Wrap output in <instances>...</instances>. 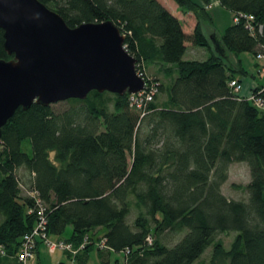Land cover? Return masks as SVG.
Listing matches in <instances>:
<instances>
[{
  "label": "trees",
  "instance_id": "trees-1",
  "mask_svg": "<svg viewBox=\"0 0 264 264\" xmlns=\"http://www.w3.org/2000/svg\"><path fill=\"white\" fill-rule=\"evenodd\" d=\"M39 1L70 27L112 21L144 72L145 63L164 65L170 84L146 73L157 91L142 108L130 105L127 94L91 91L85 100L68 99L62 111L36 103L15 111L0 139V247L6 256L15 257L22 235L35 224L22 183L46 205L50 236L70 226L63 240L77 246L105 227L108 248L128 250L126 264H194L210 247L204 264H264V112L233 91L230 80L241 82L238 73H247L239 59L238 67L228 59L240 52L264 58V0H218L234 17L253 16L227 26L219 37L223 57L199 22L186 32L160 0ZM174 2L207 17L193 0ZM3 43L0 29V59H9ZM188 45L209 55L185 59ZM163 91L160 106L156 98ZM25 140L30 155L21 148ZM242 162L250 177L245 196L228 198L221 188L231 164ZM19 168L28 172V183ZM133 205L138 213L130 224ZM227 233H234L228 246L218 239Z\"/></svg>",
  "mask_w": 264,
  "mask_h": 264
},
{
  "label": "water",
  "instance_id": "water-1",
  "mask_svg": "<svg viewBox=\"0 0 264 264\" xmlns=\"http://www.w3.org/2000/svg\"><path fill=\"white\" fill-rule=\"evenodd\" d=\"M0 29L9 59H0V139L18 108L85 100L91 91L131 95L144 89L137 59L112 21L70 27L39 0H0ZM212 49L225 48L210 35Z\"/></svg>",
  "mask_w": 264,
  "mask_h": 264
},
{
  "label": "built area",
  "instance_id": "built-area-1",
  "mask_svg": "<svg viewBox=\"0 0 264 264\" xmlns=\"http://www.w3.org/2000/svg\"><path fill=\"white\" fill-rule=\"evenodd\" d=\"M202 2L199 6L206 10L213 7V4H218V0H200ZM241 18L246 19V21L253 20V16L251 15H242L238 14L233 18V21L236 23ZM125 35V34H124ZM125 47V44H124ZM256 58H262L261 55H258ZM136 74L144 79L145 87L140 92L128 95L130 105H135L138 108H142L143 105L147 102L152 101L153 94L156 93L157 87L153 83H149L150 78L147 77L146 73L142 69V66L136 62ZM141 67V68H140ZM260 70L264 72V67H260ZM147 78V79H145ZM230 86L233 91L236 93L241 92L242 83L239 80L232 79L230 80ZM264 88H260L256 93L250 92L249 95L246 96L247 100L253 101L254 105L261 109L264 107V97L262 96ZM20 187L24 190V195L32 201L31 206L29 205L27 212L35 215V224L34 226L25 232L18 246V251L15 255L16 264H29L30 260L35 257L36 247L38 243L45 244L50 250H65L69 251L71 256H75L77 253L82 251L86 246L91 244H96L98 248L105 249L108 248L106 244V238L99 237L97 241H93L88 235H85L82 239V242L79 245H74L73 242H68L66 240H52L47 230V217H46V205L43 203L42 199L39 196V193L36 189H29L24 184L20 183ZM152 238L148 236L147 244H151ZM0 253L2 256H6V253L3 247H0ZM123 259L125 262L127 261L126 256L128 250L122 252Z\"/></svg>",
  "mask_w": 264,
  "mask_h": 264
},
{
  "label": "crops",
  "instance_id": "crops-1",
  "mask_svg": "<svg viewBox=\"0 0 264 264\" xmlns=\"http://www.w3.org/2000/svg\"><path fill=\"white\" fill-rule=\"evenodd\" d=\"M165 7H167L171 12L179 18V20L183 24V28H185L186 32L191 33L194 30V27L197 22L200 23V28H202V32L205 36L209 38L210 35H217L219 38L221 35L211 28L204 19H199L196 17L194 12L186 11L182 7H178L174 0H160ZM197 2V4H201L200 0H193ZM198 5V6H199ZM203 9V8H202ZM212 8L206 10L205 14L208 17V19L212 20V16L208 13ZM213 15V14H212ZM190 48L192 50V53H188L187 58V52L184 55L185 59L188 60H194L196 58H199L197 60H204L209 55L210 51H206L204 54H199V50L196 46H187V49ZM186 49V50H187ZM188 51V50H187ZM228 59H230L231 64L233 67H238V54L234 55L228 54ZM264 59V58H263ZM260 59V60H263ZM241 60V59H239ZM262 65H264V60ZM258 66V65H256ZM259 67V66H258ZM249 75V76H248ZM248 75H241L238 73V78L242 82V89L241 92L243 95L247 96L250 94V88L253 87H264V83L262 80L257 79L254 74H248ZM264 112V107L262 108ZM70 226H67L65 228V231L62 233L60 237L57 236H50L52 240H61V239H67L70 237L72 228H68ZM106 232V228H96L93 231L89 233V237L93 241H97L99 237H102L104 233ZM121 256L123 257V253L121 251H114L111 248H105L100 249L97 247V245L91 244L88 245L86 248H84L82 251L77 253L75 256H71L69 251L65 250H50L45 244L38 243L36 247V253L35 257L30 260L29 264H126L125 259H121ZM0 264H16L15 257H0Z\"/></svg>",
  "mask_w": 264,
  "mask_h": 264
},
{
  "label": "rangeland",
  "instance_id": "rangeland-1",
  "mask_svg": "<svg viewBox=\"0 0 264 264\" xmlns=\"http://www.w3.org/2000/svg\"><path fill=\"white\" fill-rule=\"evenodd\" d=\"M208 13L212 16V20L208 19V17H205V15H203V17H199V19H204V21H206L209 25H211L210 27L216 30L220 35H222L225 32L227 26H229L233 22V17H234L233 13L226 7H223L219 4H213L212 9ZM120 31L122 32V34H124V31H122L121 29ZM196 47L198 48L197 50H199V54H204L207 51L205 48L202 49L199 46ZM187 50H188L187 51V58H188V53H192V50H190V48H188ZM228 54L230 55V53ZM238 58L241 59L239 66L246 71L247 73L246 75L254 74V76L257 79L259 80L261 79L262 82L264 83V72L260 70V67L262 66L264 67V65H262L263 60L260 59L258 60L250 52H240L238 53ZM256 65H258L259 67ZM144 67L146 73L150 75L151 79L153 77L161 84L163 83L167 85L170 84L169 78L166 77V75L169 72H166V70L163 71L162 69L164 68V65H160V64L148 65L145 63ZM157 95H158L156 98L157 104L160 106H164L163 102L165 101L167 94L165 93V91H163L161 93L159 92ZM105 97L108 100L107 108H109V110H113L114 107H112L113 100L111 94H106ZM67 105H68L67 100L60 101V102H55V104H52V108L53 110L62 111L66 108ZM21 148L24 152L28 153L29 155L31 154V147L28 140L23 141ZM16 172L18 176H20L26 183H28L29 181L28 172L24 171L22 168H19ZM228 178L229 180L221 188L223 194L228 198H242L243 196H245L246 191L244 185L248 183L250 180L249 167H247V164L245 162L231 164V169ZM21 195L22 196L24 195V190H21ZM137 213H138V209L133 205L131 207L128 216V222L130 224H132L133 221L136 219ZM233 236L234 233H227L223 235L221 234L218 236V239L221 240L223 243H225L226 246H228ZM169 242L172 241L170 240ZM211 250L212 247L207 249L205 253L202 254L203 256L199 260H197L194 264H204L205 262H207L210 257ZM122 258L123 257L121 256V259Z\"/></svg>",
  "mask_w": 264,
  "mask_h": 264
}]
</instances>
